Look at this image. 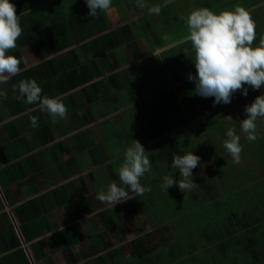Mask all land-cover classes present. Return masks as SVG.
I'll use <instances>...</instances> for the list:
<instances>
[{
	"label": "crops",
	"instance_id": "crops-1",
	"mask_svg": "<svg viewBox=\"0 0 264 264\" xmlns=\"http://www.w3.org/2000/svg\"><path fill=\"white\" fill-rule=\"evenodd\" d=\"M115 1L114 6L125 10L126 17L124 14L121 20L106 25L104 17L121 12L111 7L110 13L98 11L91 18L76 14L80 10L77 0H43L45 6L35 8L36 13L58 12L65 25L31 44L52 43L55 53L42 57L38 64L31 54L24 57V46L6 52L21 59V71L4 86L7 96L0 99V264H132L146 257L160 264H264V254L256 246L251 248L248 240L224 244L223 255L218 252V258L211 261L214 256L209 253L216 250V238L202 230L197 245L187 235L177 237L175 230L179 228L181 234L186 227L180 219L195 212L190 205L193 195L175 186L161 187L163 177H172L166 170L169 163L161 157L162 148L172 142H161L165 135L156 136L154 124H150L151 130L144 124L138 127L136 116L147 99L135 95L142 93V83L127 79L144 76L146 57L161 54L167 46L163 39L153 43L148 19L143 30L139 22L140 28L134 26L132 31L125 19L132 14L134 18L150 14L153 6L161 7L145 4L141 9L137 0ZM152 17L158 21L159 15ZM97 32H104L98 40ZM192 59L194 63L195 57ZM21 80H36L41 96L58 98L66 105L68 118L53 122L38 104L17 100L19 92L13 85ZM206 99L203 105L208 111L221 105L214 106L211 98ZM33 116L38 119L36 128L30 123ZM141 127L145 131H140ZM183 128L176 126L169 132L177 144H181ZM145 132L153 134L149 141ZM259 140L264 141L263 134ZM132 141L143 148L156 143L157 150L148 148L150 159L163 166H152L154 169L140 178L141 185L150 191L113 208L96 196L107 192L114 181L122 186L119 169ZM221 152L222 159L226 158ZM179 154L183 151L173 157ZM168 194L180 202L187 197L189 205L173 210L167 203ZM184 241L191 242L189 250H185ZM175 243L178 245L173 247ZM237 246H241L240 252Z\"/></svg>",
	"mask_w": 264,
	"mask_h": 264
},
{
	"label": "rangeland",
	"instance_id": "rangeland-1",
	"mask_svg": "<svg viewBox=\"0 0 264 264\" xmlns=\"http://www.w3.org/2000/svg\"><path fill=\"white\" fill-rule=\"evenodd\" d=\"M77 1L80 10L78 12L77 9L76 14L78 13L81 15L88 14V8L86 6L85 0H77ZM212 1L213 0H143L145 4L160 5L161 9H160L158 21L157 18H155L156 16L155 14L145 15L144 13H142L139 17L135 16V18L133 17L134 15L132 14V16H130L131 18L130 17L129 19L126 18L124 22L125 24L130 25L131 31L134 30L131 29L134 26L140 28L139 22H142V27L140 29L143 30V27L145 28L147 26L144 21L148 19L150 22V29L152 35L151 38H153V43H157L159 39H163V42H165L164 44L167 46V48L174 47L173 50H168L167 52L156 54V56L154 55L147 56L144 63L146 64L145 68L142 69L144 76H141V74H139L137 78L132 77L131 79V77L127 78L126 75V78L130 83L131 80L133 81L135 80V83H137V85L138 82L142 83L141 91L142 93L144 92L146 94L135 93V95L139 97V99H147V100L148 97L149 98L150 96L153 97L152 100H150V104H152L154 108H157L162 112H165V110H168V108L166 107L168 104V96L170 97L172 95L170 93H167L166 95L161 94L157 96L156 95L157 93H161L163 90L168 92L169 89H173L176 85H180V84L183 87L187 86V88L191 89V93H186L188 94V96L189 94L191 96L190 100L187 102V109L190 108L194 110V112L191 117L189 114L187 115L190 118L184 124V133L187 136L185 141L188 142L189 144H187L186 149H183L184 146H182V144L177 146L176 149L177 151L180 150L183 151V154H179L180 156L192 152L193 155H197L200 157L199 166L193 169V182L196 183L198 186L192 189L191 191H185L188 192L190 195H193L192 198L193 200L190 201V205L194 206L195 212L185 213V216L182 219H180L181 222L183 221L185 222V226H186L183 229L184 232L181 233L183 235L180 234L179 228H177L175 232L177 234V237L179 236L182 238V236L187 235V237L192 238L191 242L193 241L192 243H195L196 245L201 243L198 240L199 237L202 235L200 233V230L209 233L212 237L216 238L215 241L217 242V244H218L217 240H221L222 241L221 243H227V241L231 237L229 235L231 226L234 227L238 225L237 222L238 220L242 221L243 222L242 224L248 222L246 220L248 218L245 216L247 212L244 209H242L243 207H245L246 187L250 188L253 194L256 193L264 194V178L253 179L255 177L253 175H255L256 173H253L251 176V174H248L249 172H247V171L250 172L255 171L254 163H256L257 160L256 153H258L261 149H262V158H260V161L262 160L264 163V146L262 140H259L261 138V135L262 134L264 135V126H263L264 118L258 117L256 120V131H258L257 143L246 139V134L242 132L240 125V121L247 118L246 113L244 111L245 107L250 105L257 96L264 95V86H262L260 90H255V91L252 90L251 87L245 86L248 88L247 96H244L242 94L241 96H237L236 95L237 93L238 94L241 93L240 91H237L236 93L233 94L234 96L232 95L230 103L221 104L220 106H216L213 108L211 107L212 108V109L210 108L211 111H208V109L201 106L204 100L207 99L195 94L194 92L195 84L192 81H190L186 76L189 72L192 71L190 68H186L184 66L185 70H183L178 66L175 67L178 74H184L183 76H186L182 80H180V82H176V81L172 82L173 79L171 78L170 75L171 73L170 65L175 64L179 60L183 59L182 56H179V54H181L183 51V47L187 48L186 49L187 53L192 54L193 58L195 57V54H193L191 50H189L190 44L187 45V43L184 42L182 43V40L186 38L185 37L186 35L184 33V28L186 24L184 20H181L180 18L184 17L186 19L193 10L200 8H207ZM232 1L235 2L234 3L235 7L241 6V4H239L241 0H223L220 3L226 4V3H231ZM115 3L116 1L112 0L110 9L111 7H113L114 11L119 10L121 13L110 17H104V22L106 25H110L111 23L121 20L120 18L125 14V10L121 11L122 10L121 8H117L114 6ZM247 3H249V0H247ZM198 5L200 7H198ZM186 10L188 11L187 13L185 12ZM224 10L233 11L229 5H227L224 8ZM101 13L106 15L110 12H108L107 10V11H100V14ZM249 13L255 22L256 30H257L258 26H260L259 24L264 20L263 18L264 14L262 11L259 10ZM16 15L18 16L19 13H16ZM152 16H154L155 19H153ZM123 17H126V14ZM98 24L100 23L98 22ZM101 25L102 24L98 25V27L101 28L102 27ZM164 25L166 26L163 27ZM262 29L264 31V27H262ZM103 33L104 32H99V35L98 32L96 33L97 40ZM165 37L167 38L165 39ZM176 38L178 39V41H180V38H182V40L180 41L181 43L175 41ZM38 43L35 44L30 43L24 46V57L27 59L31 54L32 56H34L36 61L38 60V64H39L40 61H42L41 60L42 57H45L47 54L55 53L54 50L56 49V45L52 43L49 44L46 42H41L39 43V45H37ZM32 56L30 58H32ZM181 62L183 65L184 64L183 60H181ZM120 70L121 69L119 68H115V71L117 72H120ZM113 73L114 71L112 72V74ZM195 96L198 97L196 101L192 99V97L194 98ZM158 99L159 102H157ZM142 110L143 107L140 108L139 115L136 116V123H138V127L144 124L148 130L149 129L151 130L149 119L148 122H146V119L149 117L150 113L153 112V110L150 108H146L145 112ZM228 117H230L231 120L228 119ZM151 118L154 119V116H151ZM142 128L143 127L139 128V130L141 131ZM229 129H234L235 134L240 137L239 142L242 151L240 153V163L238 164L233 162L232 157L223 146L224 141L229 139L227 137V131ZM177 134L180 133L177 132ZM152 136L153 134H150V132H145V138H147L146 140L149 141L150 138H152ZM180 137H182V135ZM148 148L150 149L154 148V150H157V148L155 147V144L153 142H151L150 144L147 145V147L144 148V150L147 152L145 153V155L150 160L151 169H154L152 168V166L162 167L163 164H157L155 162H152V160L150 159V155H151L150 153H152V151ZM221 151H224V154H226L225 155L226 158L224 157L222 159ZM173 154L175 153L173 152L172 156ZM172 160L173 159L171 157L170 160L166 161L167 163H169V165L166 166L167 173L171 174L174 180L181 179V177L179 176L178 169L172 167ZM219 163L220 165H218ZM209 172H213V173L208 174ZM248 176H251L250 179L252 180L251 182L249 181V183L247 181H244L247 180ZM211 178H213V181H211ZM198 180H202L208 185L212 184L213 187L210 190H207L203 186V182H201L202 183L201 184L200 182H198ZM163 183H164V177L161 181V187ZM245 183H248L249 185L242 187V185H245ZM235 185L241 186L238 194L234 193ZM154 187L155 185L153 186V189ZM175 187L178 188L177 186ZM256 197H258V195ZM258 198L264 199V196L263 197L260 196ZM185 200L189 201L187 197L184 198V202H180L177 200L174 201L173 199H171V196L168 194L167 203L173 210H175V208L182 209L186 205H189ZM257 201L258 199H256V202ZM225 203H227L228 205L232 204L230 210H232L233 212L226 207ZM236 210H238L239 212H237ZM242 210L245 213V215L242 214L240 218V212ZM236 218H238V220L235 223H232L233 220ZM244 220L247 222H245ZM249 220L251 219L249 218ZM254 228L257 230V227ZM236 230L239 233V231H241V228ZM193 232L195 234L191 235L193 234ZM209 234H207V236H209ZM237 238L239 239V237ZM191 242L184 241L185 250H189L188 246L190 245ZM202 242L204 243L203 240ZM211 242H213V240ZM217 244H215L216 247ZM175 245L178 244L176 243L173 244V247ZM205 254H207V252H205ZM209 254H212L214 256L213 259H211V261L213 260L215 261L218 258L216 250L215 251L213 250V252ZM173 260L175 259H172L171 261L173 262Z\"/></svg>",
	"mask_w": 264,
	"mask_h": 264
},
{
	"label": "clouds",
	"instance_id": "clouds-1",
	"mask_svg": "<svg viewBox=\"0 0 264 264\" xmlns=\"http://www.w3.org/2000/svg\"><path fill=\"white\" fill-rule=\"evenodd\" d=\"M88 16L95 18L98 11L110 9L112 0H85ZM137 7H146L143 0H137ZM150 14L159 15L160 8H149ZM184 20L189 35L187 40L192 44L195 53L194 68L196 74H189L188 79L195 84L196 95L213 97V105L228 104L237 91L248 95L249 86L252 90H260L264 86V38L258 47L252 44L256 39V25L250 13L243 7H235L234 11H222L214 14L208 8L193 10ZM22 29L19 17L16 15L15 5L9 0H0V99L7 96L4 87L12 77L20 71L21 59L6 55L9 50L17 47L16 41L21 36ZM167 37H165L166 39ZM18 90L17 100L25 104H38L39 108L53 120H66L68 109L58 98L41 96L42 89L36 80H21L13 85ZM247 118L240 121L241 130L246 139L255 141L256 120L264 118V95L257 96L244 109ZM228 119L231 120L230 117ZM33 128L38 127V119L30 118ZM229 139L224 141V148L232 157L234 163H240V137L234 129L227 131ZM124 163L119 169V180L122 186L114 181L107 192L101 191L96 199L114 206L132 199L135 195H143L150 191L140 183V178L151 170L149 158L145 155L143 146L138 141H132L123 157ZM200 163V157L189 152L183 156L176 155L172 160V167L178 169L181 179L165 176L162 187L166 190L174 185L180 192L191 191L198 185L193 182V169ZM127 189V190H126Z\"/></svg>",
	"mask_w": 264,
	"mask_h": 264
},
{
	"label": "trees",
	"instance_id": "trees-1",
	"mask_svg": "<svg viewBox=\"0 0 264 264\" xmlns=\"http://www.w3.org/2000/svg\"><path fill=\"white\" fill-rule=\"evenodd\" d=\"M223 0H213L210 5L207 7L209 10L213 11L214 14H219L222 11H225L224 8L229 5L230 8L234 11L235 6L234 3L235 2H231V3H226V4H221L220 2H222ZM10 3H13L15 5V10L16 13H19L18 17H19V23H20V27L22 29V34L21 36L17 39L16 44L17 47L16 48H20L23 46H26L28 44H30L31 42L38 40L39 38L43 37L44 35H47L51 32H54L56 30H59L60 28H62L65 25L64 22V18L63 16L59 15V13H53V12H48L47 14L43 13V14H37L36 13V9H38L39 7H44L45 3H41L43 2V0H9ZM53 2V1H51ZM50 2V3H51ZM216 2V5H215ZM239 4H241L240 7H243L245 10H248V12H254L256 10L262 11L264 14V0H249V3H247V0H241L239 2ZM256 6V7H255ZM198 7H200L198 5ZM254 7V8H253ZM32 8V9H31ZM36 8V9H35ZM76 10V9H75ZM75 10L73 11L75 13ZM24 12V13H22ZM51 13V14H50ZM50 14L49 16H46ZM264 16V15H263ZM77 18V17H75ZM264 18V17H263ZM260 26H258L257 30H256V39L252 44V47H258L260 44V40L262 38H264V31L262 29V27H264V20L259 24ZM184 33L185 35H187V33H189V30L187 28V26H185L184 28ZM179 43H181L180 41H178ZM177 42V43H178ZM187 43V45H189V41L187 39L182 40V43ZM178 43V44H179ZM177 45V44H176ZM173 48L168 47L165 49V51L167 52L168 50H171ZM185 47H183V51L181 54H179V56H182L183 59V65L181 60H179L177 63L170 65L171 68V78L173 79V82H180V80H182L184 77H188L189 74L195 75V68H194V64L192 63L193 61V56L190 53L186 52ZM190 50V49H189ZM164 51V52H165ZM178 66L181 69L185 70L184 68H190L192 71L189 72L186 76H183L184 74H178L177 70L175 69V67ZM185 66V67H184ZM167 93H170L172 96H168V104H167V108L168 110H165V112L160 111L157 108H154L152 104H150L148 101H144L143 103L145 104V107H149L150 109H153L155 111L153 115V118H147L146 122H148L149 119V124H154V131L156 132V136H163V139L161 140V142H165L167 140H170L171 146L169 147H164L162 148V152H161V157L162 158H166L167 160H170L172 156V153H177V149L176 147L179 146L180 144H177L174 135L171 133L169 134V132L171 131V129L176 126H180V125H184L185 122L192 116L193 114V110L192 109H187V102L190 100L191 96L189 94L186 93H191V89L187 88V86H182L180 85H176L173 89H169L168 92L166 91H162L161 94L162 95H166ZM161 98V97H160ZM211 98V100L213 101L214 98L213 97H209ZM192 99L194 101H196L198 99L197 96H195L194 98L192 97ZM152 100V99H151ZM157 102H159V99L157 100ZM202 107L206 108L203 103L201 105ZM144 107V108H145ZM143 108V109H144ZM190 115V117H188L187 115ZM172 116V117H171ZM158 119V120H157ZM165 119V121H164ZM157 125V126H156ZM263 126H264V121H263ZM261 128V127H260ZM184 131V128L182 129ZM181 130V131H182ZM152 133V132H151ZM184 138L181 139V144L182 146H184L183 148L186 149L187 144H189L188 142L185 141V139L187 138L186 134L184 133ZM171 138V139H170ZM160 144V143H158ZM156 146V143H155ZM263 146H264V141H263ZM190 147V146H189ZM263 148V147H262ZM157 156L160 157V155L157 153ZM257 156V160L256 163H254L255 165V171L251 172V176L253 173H256L253 179H261L264 178V163L260 158H262V149L256 153ZM249 172V171H247ZM251 176H249L251 178ZM247 179L244 181H247L249 183V181L251 182V179ZM211 181H213V178H211ZM198 182H203V186L207 189L210 190L213 186L208 185L207 183H205L202 180H198ZM248 183H245V185H249ZM202 184V183H201ZM241 186L240 185H235L234 189L236 194H238L239 190H240ZM258 195V197L260 196H264L263 193H256L253 194L252 190L250 188L246 187V199H245V207H243L242 209H244L247 213L245 215V213L243 212V210L240 212V218L243 215H245L248 219H246L247 223L242 224V221H239L238 218L234 219L232 223H235L237 220L238 225L236 226H231V230H230V234L231 237L229 238V240L227 241V243H218L217 247H216V252H221V256L223 255V250H225V248L223 247L224 244H228L230 241L232 243H240L242 242V240H248L249 246L251 248H253V246H256L258 251L262 250V254H264V199H260L258 197H256ZM256 199H258V201L256 202ZM226 207L231 208V205H228L227 203H225ZM232 211V210H230ZM237 212H239L238 210H236ZM233 212V211H232ZM231 212V213H232ZM261 215V217H260ZM249 218L251 220H249ZM258 224V225H256ZM257 227V230L254 228ZM241 228V231H238L236 229ZM203 231H201L202 233ZM207 234V233H206ZM209 234V233H208ZM238 235V236H235ZM239 237V239L237 238ZM234 238V239H233ZM223 245V246H221ZM241 250V246H237L236 251L240 252ZM257 252V251H255ZM260 254V253H259ZM254 256L256 257V254H254ZM156 264L159 263L158 261L156 262H152L150 260V258L146 257L140 260L135 261L132 264ZM251 264H255V263H251ZM258 264V263H256Z\"/></svg>",
	"mask_w": 264,
	"mask_h": 264
}]
</instances>
